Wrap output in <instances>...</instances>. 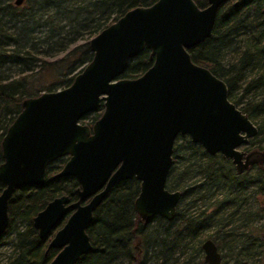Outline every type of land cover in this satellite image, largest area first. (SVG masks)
Masks as SVG:
<instances>
[{
  "label": "water",
  "instance_id": "95a60500",
  "mask_svg": "<svg viewBox=\"0 0 264 264\" xmlns=\"http://www.w3.org/2000/svg\"><path fill=\"white\" fill-rule=\"evenodd\" d=\"M224 1L206 0L203 7L194 0L132 6L88 39L91 57L67 85L21 100L0 140V233L11 193L40 184L45 165L57 156L68 155L55 175L77 179V198L68 202L65 194L55 196L32 217L43 237L72 208L47 243L58 248L47 264H73L89 251L85 227L117 180H138L133 208L141 221L154 215L171 219L181 191L167 189L165 181L178 134L208 154L230 158L237 171L264 161V148H238L256 134V125L227 98L225 82L187 51L210 35ZM144 47L152 57L149 66L136 76H120ZM100 105L90 125L78 122ZM200 246L206 264H219L221 252L211 238Z\"/></svg>",
  "mask_w": 264,
  "mask_h": 264
},
{
  "label": "trees",
  "instance_id": "16d2710c",
  "mask_svg": "<svg viewBox=\"0 0 264 264\" xmlns=\"http://www.w3.org/2000/svg\"><path fill=\"white\" fill-rule=\"evenodd\" d=\"M153 1L22 0L16 5L0 0V137L21 99L37 93L36 82L44 78L46 90L68 84L91 57L87 41L92 35L128 8ZM233 1L217 8L210 36L188 52L194 62L224 80L232 102H241L238 107L253 122L257 119L253 138L260 135L255 148L261 149L264 0ZM56 52L59 56L50 59ZM150 63L144 47L128 59L121 76H136ZM248 92L251 97H246ZM171 157L165 187L181 191L173 217L155 215L141 222L132 206L138 181L119 180L94 209L86 228L91 249L73 264H206L200 248L203 237L224 249L222 258L231 252L247 264H264V161L253 164L252 172L236 173L229 159L208 154L186 134L174 138ZM51 172L47 170L41 184L21 185L9 197L4 234L14 232V254L0 264H45L55 254V248L44 253L45 241L36 235L31 219L55 195L75 199L77 182L70 175L52 177ZM242 193L256 200L255 211L263 217L258 224L245 219L249 212ZM210 228L213 232H207Z\"/></svg>",
  "mask_w": 264,
  "mask_h": 264
},
{
  "label": "flooded vegetation",
  "instance_id": "af4514ba",
  "mask_svg": "<svg viewBox=\"0 0 264 264\" xmlns=\"http://www.w3.org/2000/svg\"><path fill=\"white\" fill-rule=\"evenodd\" d=\"M21 1L22 0H20V2L19 3H17V4H20L21 3ZM227 0H225L224 2H226ZM195 2V1H194ZM224 2H222V3H224ZM13 3L14 4H16L15 2H14V0H13ZM196 3V2H195ZM221 3V4H222ZM16 4V5H17ZM197 4V3H196ZM220 4V5H221ZM198 5V4H197ZM206 5V3L203 5V6H205ZM219 5V6H220ZM234 5V4H233ZM199 6V5H198ZM203 6H200V7H203ZM218 6V7H219ZM217 7V8H218ZM216 11H217V9H216ZM215 15H216V13H215ZM214 19H215V17H214ZM213 23H214V21H213ZM212 26H213V24H212ZM211 30H212V28H211ZM210 34H211V32H210ZM210 36V35H209ZM208 36V37H209ZM208 37H206V38H208ZM205 38V39H206ZM203 41V40H202ZM202 41H200V42H202ZM200 42H198V43H200ZM197 43V44H198ZM197 44H195V45H197ZM195 45H193V46H195ZM193 46H191V47H193ZM191 47H189V48H191ZM189 48H187V51H188V49ZM149 50V49H148ZM263 50H264V44H263ZM189 53V52H188ZM149 58H151V61H152V57H149ZM191 58V57H190ZM192 60V59H191ZM193 61V60H192ZM194 62V61H193ZM196 63V62H195ZM198 64V63H197ZM201 65V64H200ZM149 66V65H148ZM207 68V67H206ZM211 72V71H210ZM212 73V72H211ZM140 74V73H139ZM215 75V74H214ZM120 76H121V74H120ZM123 77V76H122ZM221 79V78H220ZM224 81V80H223ZM67 85V84H66ZM65 86V85H64ZM63 87V86H62ZM60 88V87H59ZM57 89V88H56ZM51 90H53V89H51ZM37 94V93H36ZM33 95H35V94H33ZM245 95H247V94H245ZM28 96H32V95H28ZM28 96H25V97H28ZM25 97H23V98H25ZM22 98V99H23ZM227 98H228V96H227ZM243 98H245V97H243ZM21 99V100H22ZM229 99V98H228ZM230 100V99H229ZM231 101V100H230ZM21 102V101H20ZM234 103V102H233ZM235 104V103H234ZM240 104H242L241 102L240 103H238V104H235L237 107H238V105H240ZM101 108H102V106L100 105V106H98L97 108H95V109H93V110H91V111H89V112H87L86 114H84L79 120H78V122L79 123H85V124H88V125H90L91 124V122L94 120V119H96L97 117H98V115L100 114V111H101ZM20 110V105H19V109H18V111ZM18 111L12 116V118H11V120L6 124V126H5V128H4V131H3V133H2V135H1V137H0V140H1V138H2V136H3V134H4V132H5V129H6V127L8 126V124L12 121V119L15 117V115L18 113ZM94 112H97L96 114H94ZM245 113V112H244ZM248 116V115H247ZM249 117V116H248ZM250 119V118H249ZM251 120V119H250ZM252 121V120H251ZM253 122V121H252ZM254 124H255V122H253ZM256 125V124H255ZM257 127V126H256ZM255 135H253V136H251V137H249L248 138V140H247V142L250 140V139H252L253 137H254ZM246 142V143H247ZM245 144V143H244ZM173 145V144H172ZM216 153H219V152H215V153H213V154H216ZM220 154V153H219ZM221 155V154H220ZM222 156V155H221ZM222 157H224V156H222ZM68 158V155H61V156H57V157H55V158H53L52 160H50V161H48L47 162V164L45 165V173H44V179H43V181L45 180V176H46V172H47V170H50V171H52L51 172V176L52 177H58V175H55L58 171H59V169L62 167V165H63V163L66 161V159ZM224 158H226V157H224ZM227 159H229L230 160V158H227ZM2 161V156H1V150H0V162ZM230 162H231V165H232V167H233V169H234V171L236 172V173H242L244 170H248V168L250 169L251 168V166L253 165V164H255V163H259V162H252V163H250V165L247 167V168H242L240 171H237L236 169H235V167H234V165H233V163H232V161L230 160ZM50 166V167H49ZM61 176H69V175H61ZM70 176H72V175H70ZM72 177H74V176H72ZM132 178V177H131ZM134 178V177H133ZM74 179L76 180V182H77V186H78V181H77V179L74 177ZM127 179V178H126ZM122 180V179H121ZM137 180V179H136ZM42 181V182H43ZM117 181H119V180H117ZM116 181V182H117ZM138 181V180H137ZM41 182V183H42ZM115 182V183H116ZM40 183V184H41ZM115 183H113L110 187H109V189L115 184ZM1 184V183H0ZM138 184H139V182H138ZM2 185V184H1ZM29 185H32V184H29ZM37 185H39V184H37ZM77 186L75 187V194H76V188H77ZM18 188V187H17ZM109 189L106 191V193L109 191ZM168 189V188H167ZM169 190H173V189H169ZM14 191H15V189H14ZM13 191V192H14ZM12 192V193H13ZM137 192H138V190H137ZM11 193V194H12ZM105 193V194H106ZM61 194H65V193H61ZM61 194H58V195H55V196H59V195H61ZM105 194H104V196H105ZM137 194V193H136ZM67 197H68V202H71V201H74L76 198H77V195H76V197H75V199H73V200H70V198H69V196L67 195V194H65ZM11 196V195H10ZM55 196H53V197H55ZM103 196V197H104ZM136 196V195H135ZM52 197V198H53ZM102 197V198H103ZM52 198H50L49 200H51ZM101 198V199H102ZM135 198V197H134ZM250 198H253L252 197V195L250 194H247V195H244L243 196V200H244V202L246 201V200H249ZM9 199V198H8ZM254 199V198H253ZM49 200H47L46 202H45V204L49 201ZM88 200V197L87 198H84L81 202H85V201H87ZM8 202V201H7ZM100 203V202H99ZM98 203V204H99ZM44 204V205H45ZM43 205V206H44ZM264 205V204H263ZM98 206V205H97ZM96 206V207H97ZM132 206H133V202H132ZM95 207V208H96ZM134 209V208H133ZM7 210V209H6ZM40 210V209H39ZM72 211V208H68L66 211H65V213L63 214V216L58 220V222L50 229V231L45 235V236H43V237H39L38 235H37V231H36V228L33 226V224H32V219H31V224H32V226L34 227V229H35V231H36V235L39 237V238H43L44 239V241H45V246H44V253L49 249V248H55V247H46L47 246V243H48V241H49V239L52 237V235L54 234V232L58 229V228H60L62 225H63V223L65 222V220H66V218H67V216L70 214V212ZM94 211V210H93ZM93 211H92V214H93ZM220 211V210H219ZM219 211H218V213H219ZM37 212V211H36ZM35 212V213H36ZM135 212V211H134ZM136 213V212H135ZM255 213H256V211H255ZM262 214V213H261ZM137 215V214H136ZM7 216H8V213H7ZM155 216V215H154ZM33 217V216H32ZM137 218H138V216H137ZM152 218V217H151ZM150 218V219H151ZM163 218V217H162ZM92 219V218H91ZM139 219V218H138ZM149 219V220H150ZM165 219V218H164ZM140 220V219H139ZM148 220V221H149ZM165 220H169V219H165ZM141 221V220H140ZM147 221V222H148ZM9 222V217H8V221H7V225H6V227H5V229L3 230V232L2 233H0V236H3V235H5L4 234V231L6 230V228H7V226H8V223ZM141 222H143V221H141ZM90 223V222H89ZM88 223V224H89ZM143 223H146V222H143ZM88 224H87V226H88ZM87 226L85 227V232H86V228H87ZM21 227V226H20ZM87 234V233H86ZM88 236V235H87ZM204 238H206V237H203L202 239H201V241L204 239ZM88 240H89V238H88ZM13 242H14V238H13ZM13 242H12V249H11V251H13L12 253L14 254V250H13ZM89 242H90V240H89ZM91 244V243H90ZM200 248H201V246H200ZM56 249V252L58 251V248H55ZM91 249V248H90ZM89 249V250H90ZM220 250V252H221V249H219ZM201 251H202V249H201ZM55 252V253H56ZM88 252V251H87ZM86 252V253H87ZM86 253H84V254H86ZM12 254V255H13ZM84 254H82V255H84ZM11 255V256H12ZM81 255V256H82ZM10 256V257H11ZM54 256V255H53ZM52 256V257H53ZM80 256V257H81ZM9 257V258H10ZM51 257V258H52ZM79 257V258H80ZM50 258V259H51ZM78 258V259H79ZM49 259V260H50ZM77 259V260H78ZM48 260V261H49ZM76 260V261H77ZM202 260H203V258H202ZM47 261V262H48ZM222 261V257L220 258V262ZM47 262L45 263V264H47ZM220 262H219V264H220ZM75 263V262H74ZM205 263V262H204Z\"/></svg>",
  "mask_w": 264,
  "mask_h": 264
},
{
  "label": "rangeland",
  "instance_id": "374dc122",
  "mask_svg": "<svg viewBox=\"0 0 264 264\" xmlns=\"http://www.w3.org/2000/svg\"><path fill=\"white\" fill-rule=\"evenodd\" d=\"M9 1L13 3V0H9ZM59 54H60V52L52 53L49 58L50 59H54V58H56V56L58 57ZM13 71H15V69ZM8 72H11V70L8 71ZM43 79H42V81H38V82L35 83L34 88H36L35 91H37V93L40 92V91L46 90L45 88H43L44 85H45V80H43ZM250 93L248 92L247 93L248 95H246V97H251ZM34 94H36V92ZM30 95H33V93L30 94ZM254 121L257 122V119H255ZM259 136L260 135H258L256 138H258ZM256 138L250 139L247 143L241 144L238 148L247 151V150H250L251 148L257 147L258 146V141H257ZM260 145L264 147V139H263V142ZM252 171H253V169H251V168L249 169L248 168V172H252ZM247 194H243L242 193L240 195H241V197H243L244 195H247ZM220 195L221 194H217L218 197H220ZM249 195H250V193H249ZM241 197L238 196L237 199H241ZM244 205L246 206L245 207L246 212H249V213L245 214L246 215L245 219L248 220V219L252 218L253 221H256L255 224H258L263 219V217H262V215H260V212H256L255 213V210H256V207H257L256 200L253 199V198H250L249 200H246ZM212 208H213V206L209 207L208 211H210ZM227 216H228V218L230 217L228 214H227ZM18 226L20 227L21 223H18ZM206 230H207V232H213L211 228L210 229H206ZM206 230H204V231H206ZM13 237H14V232H9L8 234H5V235L0 237V262H4L6 259H8L13 254L12 251H11ZM221 252H224L223 248H221ZM220 264H247V263L245 261L242 262L241 260H238L236 258V256H235V253L226 252V255L222 258V261H221Z\"/></svg>",
  "mask_w": 264,
  "mask_h": 264
}]
</instances>
